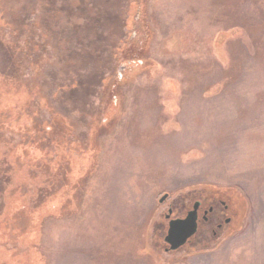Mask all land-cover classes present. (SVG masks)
<instances>
[{
  "label": "rangeland",
  "instance_id": "1",
  "mask_svg": "<svg viewBox=\"0 0 264 264\" xmlns=\"http://www.w3.org/2000/svg\"><path fill=\"white\" fill-rule=\"evenodd\" d=\"M97 1L0 0V264H264V0Z\"/></svg>",
  "mask_w": 264,
  "mask_h": 264
},
{
  "label": "water",
  "instance_id": "2",
  "mask_svg": "<svg viewBox=\"0 0 264 264\" xmlns=\"http://www.w3.org/2000/svg\"><path fill=\"white\" fill-rule=\"evenodd\" d=\"M169 194H165L160 202H164ZM200 202L194 203L193 208L187 213L184 218H172L169 221L168 233L165 237L166 243L170 250H177L187 243V241L196 234L198 230V216ZM172 210H169L167 218L171 217Z\"/></svg>",
  "mask_w": 264,
  "mask_h": 264
},
{
  "label": "trees",
  "instance_id": "3",
  "mask_svg": "<svg viewBox=\"0 0 264 264\" xmlns=\"http://www.w3.org/2000/svg\"><path fill=\"white\" fill-rule=\"evenodd\" d=\"M102 5H96V7L98 8L96 13L97 16L92 17L93 14H90V16L92 17V19H94V21L96 22H100L101 25L104 26V28H107L108 26H111L112 31L118 34V28H119V21H120V16H119V10L121 9V7L123 6L121 3V0H101V1H97ZM104 6V8H103ZM103 8V9H102ZM102 9V13L104 11L103 14L99 15L98 12H101ZM87 15V12L85 14V16ZM100 25V26H101ZM97 28L94 29V33L97 34ZM114 42V41H112ZM95 76V75H94Z\"/></svg>",
  "mask_w": 264,
  "mask_h": 264
},
{
  "label": "flooded vegetation",
  "instance_id": "4",
  "mask_svg": "<svg viewBox=\"0 0 264 264\" xmlns=\"http://www.w3.org/2000/svg\"><path fill=\"white\" fill-rule=\"evenodd\" d=\"M222 201V200H221ZM223 203H224V201H222ZM227 208V207H226ZM214 212V207L213 206H211L208 210H206L205 212H204V220H208L209 219V216H208V214H212ZM220 218V220H221V217H219ZM229 218H227L226 219V222L227 223H229ZM218 226L219 227H221L222 226V224L221 223H218Z\"/></svg>",
  "mask_w": 264,
  "mask_h": 264
}]
</instances>
